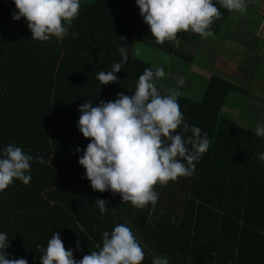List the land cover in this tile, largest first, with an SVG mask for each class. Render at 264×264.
Wrapping results in <instances>:
<instances>
[{"label":"trees","instance_id":"1","mask_svg":"<svg viewBox=\"0 0 264 264\" xmlns=\"http://www.w3.org/2000/svg\"><path fill=\"white\" fill-rule=\"evenodd\" d=\"M213 3L222 13L210 29L217 35L233 11ZM13 11L12 0H0V158L14 144L33 161L29 184L14 180L0 192V233L7 234L8 256L41 264L36 245L46 248L59 232L79 261L98 251L102 233H111L124 218L142 228L150 247L141 264H152L155 256H167L169 264H264V162L258 158L264 137L222 114L231 95L247 97L245 88L211 74L200 100L176 92L184 122L206 132L211 143L191 176L155 186L159 196L151 215L137 214L111 191H93L79 164L91 142L77 126L80 106L134 95L145 69L155 71L134 58V41L195 63L197 57L183 47L199 48L204 39L189 31L157 44L136 0H80L79 15L62 41L32 40L26 19L14 21ZM125 44L128 61L116 74L119 82L101 84L98 73L122 60L119 47ZM98 199L107 202L104 215Z\"/></svg>","mask_w":264,"mask_h":264},{"label":"clouds","instance_id":"2","mask_svg":"<svg viewBox=\"0 0 264 264\" xmlns=\"http://www.w3.org/2000/svg\"><path fill=\"white\" fill-rule=\"evenodd\" d=\"M12 2L16 8L12 19L19 21L24 17L32 40L40 42L53 37L62 41L80 10V0ZM219 3L230 12L247 11L246 0H219ZM136 4L156 43L161 45L166 40H177V33L189 31L202 39L214 38L211 25L222 15L213 0H136ZM119 53L122 60L113 63L111 71L98 73L101 84L119 82L116 74L128 61L126 44L119 47ZM135 54L139 55L140 50L136 49ZM165 75L163 67L155 71L145 69L134 95L119 93L114 102L101 101L95 107L89 100L78 109L79 131L91 141L79 164L86 170L91 188L101 193H119L123 202H130L138 209L149 204L155 207L159 194L154 188L158 183L167 186L169 181L191 176L195 172L194 162H199L211 143L206 132L202 134L199 127L184 122L175 90L161 94L156 80ZM181 125L182 132L177 133ZM189 131L192 136L183 138L182 134ZM255 135L264 137V126L258 123ZM76 152L81 149L77 148ZM258 158L264 162V153ZM32 161L33 157L21 147L14 144L5 147L0 158V192L14 180L29 184ZM36 161L43 163L44 157L37 156ZM106 204L103 199L95 202L101 215L109 211ZM8 247L7 234L0 233V264H28L25 258H10ZM36 247L41 252V264H141L145 259L143 247L127 224H118L111 233L104 231L102 247L98 246V251H91L79 261L73 258L72 250L65 249L59 232L53 233L46 248ZM152 264H169V260L167 256H155Z\"/></svg>","mask_w":264,"mask_h":264},{"label":"rangeland","instance_id":"3","mask_svg":"<svg viewBox=\"0 0 264 264\" xmlns=\"http://www.w3.org/2000/svg\"><path fill=\"white\" fill-rule=\"evenodd\" d=\"M246 3L247 11L243 14L233 11L227 21L220 23V33L214 38L204 39L199 48L183 47V50L197 57L195 63L167 54L140 39L134 41V58L152 64L155 70L164 68L166 75L156 80V86L163 85L162 88L175 90L179 95L196 101L203 95L211 74L220 75V70L235 67L241 76L237 84L250 92L249 97L263 100L260 95H264V0H246ZM233 42L238 49L236 55L225 56L226 52H232V47L226 49L225 46ZM136 49L140 50L139 55L135 54ZM253 91L258 92L259 96L252 95ZM231 97L241 100L243 104L247 100L241 95ZM260 105L262 108L250 102L241 108L233 104L235 109L224 108L222 114L230 119L235 118L240 125L251 129L258 119L264 118L263 102Z\"/></svg>","mask_w":264,"mask_h":264},{"label":"crops","instance_id":"4","mask_svg":"<svg viewBox=\"0 0 264 264\" xmlns=\"http://www.w3.org/2000/svg\"><path fill=\"white\" fill-rule=\"evenodd\" d=\"M236 43L235 42H233L232 43V45H230L229 43L227 44V46H225L226 47V49H227V47H232V52L231 53H228V52H226L225 54V56H232V54H234V55H236V52L238 51V49H237V47H236V45H235ZM219 73H220V76H222V77H224V78H226V79H228V80H230L231 82H233V83H235V84H237V81H239V78H241V76H240V74H239V72L236 70V68L235 67H233V69H231V68H224V69H222V70H220L219 71ZM238 85V84H237ZM238 86H240V85H238ZM241 87V86H240ZM243 88V87H242ZM249 95H250V92H248V95H247V100H246V103L245 104H243V102L241 101V100H237V99H235V97H229V102L227 101V102H225V105H224V107H223V109L224 108H231V110H233V109H235V107L233 106V104H237L239 107H241L242 108V106H245L246 104H248V103H252L253 102V105L254 106H256V107H259V108H262V105H260V103L261 102H263V109H264V95H260V96H263V100H261V99H255V98H251V97H249ZM252 95H254V96H259V93L258 92H255V91H253L252 92ZM230 99H231V101H230ZM232 120H234L237 124H239L237 121H236V119L235 118H231ZM262 120V121H261ZM261 124L262 126H264V118L263 119H258L257 120V122L253 125V128H251V129H249V128H246V127H244V126H242V127H244V128H246V129H249V130H252V131H255V129H256V125L257 124ZM240 125V124H239ZM117 194V196L119 197V198H121V196H120V194L119 193H116ZM129 206H131L130 208H132L135 212H137V214H142V215H144V214H146L147 212H149V214L151 215L152 214V209H153V207H152V205H147L145 208H143V209H138V208H136V207H134L132 204H130L129 203ZM155 208V207H154ZM131 210V209H130ZM146 211V212H145ZM150 218V217H149ZM123 223L124 224H127L131 229H132V231L134 232V234H135V236L137 237V239L139 240V242H140V244H141V246L143 247V249H144V251H148L149 249H150V247H149V245H148V243H147V241H145V238H144V235L141 233V229L142 228H140V227H138V226H136L135 224H133L134 222H131V221H128V220H126V219H124L123 218Z\"/></svg>","mask_w":264,"mask_h":264}]
</instances>
